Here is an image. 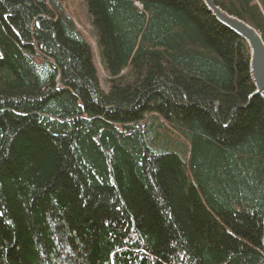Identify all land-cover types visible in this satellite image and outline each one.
<instances>
[{"label": "trees", "instance_id": "16d2710c", "mask_svg": "<svg viewBox=\"0 0 264 264\" xmlns=\"http://www.w3.org/2000/svg\"><path fill=\"white\" fill-rule=\"evenodd\" d=\"M264 40V0H213ZM0 0V264H264V100L203 0Z\"/></svg>", "mask_w": 264, "mask_h": 264}, {"label": "water", "instance_id": "95a60500", "mask_svg": "<svg viewBox=\"0 0 264 264\" xmlns=\"http://www.w3.org/2000/svg\"><path fill=\"white\" fill-rule=\"evenodd\" d=\"M213 16L244 40L250 50V75L255 85V95L264 100V40L261 33L237 16L231 15L213 0H203Z\"/></svg>", "mask_w": 264, "mask_h": 264}, {"label": "rangeland", "instance_id": "374dc122", "mask_svg": "<svg viewBox=\"0 0 264 264\" xmlns=\"http://www.w3.org/2000/svg\"><path fill=\"white\" fill-rule=\"evenodd\" d=\"M67 8L70 14L75 18L78 28L83 32L89 45L93 52L94 63L97 67V72L100 77L101 86L104 90H107L106 87V72L102 65L101 55L99 53V48L94 34L91 21L88 17L84 0H66Z\"/></svg>", "mask_w": 264, "mask_h": 264}, {"label": "bare ground", "instance_id": "6f19581e", "mask_svg": "<svg viewBox=\"0 0 264 264\" xmlns=\"http://www.w3.org/2000/svg\"><path fill=\"white\" fill-rule=\"evenodd\" d=\"M222 24V23H221ZM223 25V24H222ZM228 28V27H227ZM250 51V50H249ZM249 72H250V70H249ZM251 76V75H250ZM251 80H252V78H251ZM252 82H253V80H252ZM254 84V83H253ZM255 86V85H254ZM255 91H256V88H255Z\"/></svg>", "mask_w": 264, "mask_h": 264}]
</instances>
